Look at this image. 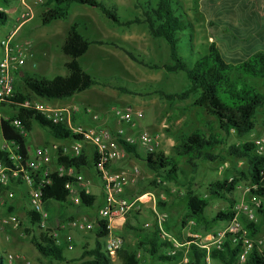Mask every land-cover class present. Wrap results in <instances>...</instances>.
Instances as JSON below:
<instances>
[{
	"label": "trees",
	"instance_id": "obj_1",
	"mask_svg": "<svg viewBox=\"0 0 264 264\" xmlns=\"http://www.w3.org/2000/svg\"><path fill=\"white\" fill-rule=\"evenodd\" d=\"M263 0H201V7L215 13L207 26L212 30L213 41L208 44L207 52L196 58L195 61L187 63L179 54L180 45L189 41L191 26L182 6L178 0H146L141 3L135 0V8L141 10L140 17L128 21H121L119 17L108 7L98 0H44L46 9L40 15L41 25L46 26L55 21L65 20L69 16L72 5L78 4L98 9L101 14L114 25L129 28L132 25H145L148 33L154 39L162 40L168 47L169 62L162 66L155 63L144 62L132 52L123 48L122 51L133 61L144 65L150 70L163 69L167 74L184 73L187 85L179 93H165L161 89H154L153 93L159 98L174 103L193 99L192 106L205 110L214 118L220 133L209 129V134L200 130L190 135L182 136L174 146L175 157L167 156L162 151H153L140 155L135 145H131L118 137V143L127 155L141 160L145 167L158 179V184L176 183L182 174L179 167V159L186 158L187 163L195 168L198 162H215L218 155L213 152L225 144V138L233 132L238 138L249 135L255 127L258 110L264 107V48H259L264 40V25H259L260 17L264 14L261 8ZM9 0H0V6L6 7ZM236 5V9L234 6ZM223 6L222 11H218ZM232 6V8L230 7ZM230 8V9H229ZM235 16L236 20L232 17ZM8 21V16L0 11V27ZM78 24L73 23L66 34L61 46V52L70 58L64 64L68 74L66 76H55L46 79L38 75L23 73L22 82L28 94H22L13 89L11 96L0 100L1 108H9L16 111L17 116L6 120L0 119V138L16 149L19 160L10 159L9 153L0 149V164L10 175L25 169L30 157L27 151V134L31 130L32 123H36L56 140H81L64 124H51L44 117L33 110L25 109L23 104L32 99L45 101H61L72 98L74 95L89 90L93 86H107V81H100L86 73L79 59L82 58L92 44H100V41H89L78 31ZM222 35V36H221ZM223 40L225 42H219ZM242 44L239 53L234 57L225 54V48L230 45ZM109 45L117 46L114 43ZM252 81H258L254 84ZM15 82V81H14ZM117 90L122 94L140 95L126 86H118ZM20 119L25 126L26 135L12 125V122ZM223 134V135H222ZM228 157L243 161L246 164L244 171L236 172L232 178H223L209 187V196L215 199L226 200L229 207L218 211L213 218L205 216L206 202L202 201L188 185L184 196V202L189 219L196 224V231L205 234L216 233L221 225L233 220L237 214L233 211L234 202L227 198L241 182L251 186L250 195L254 198L264 199V156L256 152L254 142H244L229 146L226 150ZM178 159H177V158ZM95 154L91 158V168L94 169ZM72 166H83V149L78 158H75ZM42 168L30 174L32 187L41 191L44 210L47 212V228L43 232H36L38 215L32 211L28 212L32 229H24L23 233L29 243L36 251L39 258L46 260L47 264L68 263L64 256L65 244H58L51 235L59 231L62 223L72 220L66 214L69 204V191L66 184L73 183L74 179L59 175L56 172L48 176H42ZM49 183H41L42 180ZM14 179H10L13 183ZM156 184V183H155ZM80 205L92 207L95 198L86 194L83 190L79 192ZM163 205H160L162 207ZM262 219L259 222H250L247 218H240V224L247 230V237L253 240L259 233L264 223V210L258 208ZM106 220L97 221L95 241L92 247H83L80 257L74 260L75 264H111V260L103 249V240L107 237L109 230ZM34 228V229H33ZM170 232V227L165 224ZM137 236V250L143 251L151 261L171 263L178 260L180 253L165 255L160 253L167 249L159 239L157 229L153 225L151 231L143 234L142 230L133 229ZM179 241H182L177 237ZM194 241V240H192ZM137 250H129L121 247L117 253L120 264H141L137 256ZM242 250L240 241L232 242L231 235L227 234L219 249L213 248L209 251V257L213 264H237L238 255ZM189 260L186 264H205L206 252L189 243ZM0 264H7L4 257H0ZM244 264H264V252L259 250L253 243Z\"/></svg>",
	"mask_w": 264,
	"mask_h": 264
},
{
	"label": "rangeland",
	"instance_id": "obj_2",
	"mask_svg": "<svg viewBox=\"0 0 264 264\" xmlns=\"http://www.w3.org/2000/svg\"><path fill=\"white\" fill-rule=\"evenodd\" d=\"M98 1L111 9L123 22L140 17L141 15V10L136 9L134 6L135 0ZM138 1L143 3L146 0ZM178 1L191 26L189 41L187 43L183 42L180 45L179 54L184 61L190 63L195 61L198 56L205 54L208 44L213 41L214 38H211V34L214 32L207 26V22L214 15L211 11L201 7V0ZM45 9L44 0H42L40 4L32 8V19L20 27L23 28L29 24L32 28L31 34H25L23 31L21 33L20 29L15 34L14 31L18 26V23L14 22L17 12L15 0H9V4L6 7L0 6V10L8 16L7 23L0 27V58L3 51V44L6 43L12 34L9 46L11 48H15L16 46L25 48V44L31 43L33 40L32 34L36 33L38 36V34L40 35V33L46 32L54 35L59 27L61 34H55L51 41L53 45L52 51H55L57 55L56 63L50 71L45 70L46 67L43 64L36 67L38 75L46 79H51L67 73L62 63L64 55L60 53L58 47L62 41V35L64 37L66 31L73 23L78 24V31L87 40L103 42L102 45L92 44L85 56L79 59V64L86 73L100 81H107L108 85L105 87L93 86L85 92L76 94L72 99H66V101L75 104H78L80 99H85L86 103L89 104L86 108L89 109L90 116L96 115L99 121L93 122L91 119H87L86 121L80 120V116L75 113L70 118V126L72 128L79 125L83 127H98V125H101V128L109 130L117 139L120 137L121 139L131 138L133 140H137L142 132H147L153 137H158V144L155 147L156 151H162L165 155L173 157H175L173 148L182 136L190 135L196 130H200L207 135L209 134L210 128L214 129V132L220 133L217 129V123L212 116L205 110L192 106L193 99L168 103L153 93L154 89H161L165 93L181 92L187 85L184 73L167 74L163 69L150 70L144 65L131 60L122 51L121 48L132 52L144 62L155 63L159 66L169 62L167 45L162 40L152 38L145 25H132L129 28L119 27L107 20L98 9L74 4L70 8L67 19L55 21L43 26L40 22V15ZM36 39L38 40V37ZM220 41L225 42L219 39L218 43ZM109 43H114L117 46L109 45ZM33 45L35 43L27 44L29 47L28 52H31ZM241 46L242 44L230 45V47L225 48V54L234 57L240 52L239 48ZM109 54L115 55L110 56ZM26 59L27 52L25 63ZM26 67L29 68V66ZM21 70L22 68L15 76L14 86L19 92L26 95L28 91L21 80ZM252 83L259 84L258 81H252ZM122 85L137 92L139 91L140 93L138 94L140 95L120 93L117 87ZM126 106L141 110L143 118L140 121L134 122L132 125L118 123L111 109L113 107ZM69 107L75 106L70 105ZM13 116L20 118V115L16 111L0 107V119L6 120ZM85 116L91 118L89 115ZM64 125L69 129L67 124ZM119 130L123 132L122 135L117 133ZM50 138V135L45 129L36 123H32L31 130L26 138L27 146L30 148L29 156L31 160H34L33 151L37 148H31L33 144H39L40 140H50ZM261 141L264 143V107L258 110L254 130L249 135L238 138L231 132L225 138V144L216 148L213 153L219 156L217 161H195L197 166L193 168L187 163L186 158H180L178 163L182 169V174L179 176L178 181L176 183L163 184H158V179L145 167L141 160L127 155L120 148V157L113 163L121 162V166L123 167L115 172H124L133 180L126 187L122 198L128 200L130 203H134L135 210L128 211L124 215L123 221H116L111 229V234L122 240L123 247H127L129 250H137L138 239L133 229L142 230L143 234L149 233L153 225H155L157 214L163 217L164 228L165 224H167L171 229L170 232L166 228L165 230L177 240L178 244L182 245L175 250V254L180 253L181 255L176 261L163 263L151 261L143 251L137 250V256L140 258L141 264H186L189 260V243L194 240L193 236H197L196 241L198 244H201V242H206V235H215L217 232L226 229V226L221 225L216 233L205 234L201 231H196V224L193 220L189 219L184 202L188 185H190V189L195 195L206 202L205 216L208 219L213 218L218 211L227 209L229 203L226 200L211 198L209 196L210 185L223 178H232L236 175V172L246 169V164L243 161L228 157L226 150L232 145L244 142L257 143ZM71 145L72 140L70 139L55 140L52 144H46L45 147L49 148L50 159L47 163L39 165L42 171L44 170L48 174H51L59 168L73 167L76 174L82 176L85 172L87 174L89 172L91 175L94 174L93 179L96 182V172L94 173L90 167L94 152L93 148L89 144L84 143L83 166L85 168H81V166L71 165L74 161L73 155L70 152ZM137 151L140 155L145 153L139 148ZM112 171L114 170L112 169ZM98 180L99 183L96 184L95 191L93 192L91 190V182L89 183L86 179L88 182L86 194L95 198L92 207L80 205V202L75 204L71 199L69 200L70 205L66 207V214L72 220L62 223L58 227L59 231L54 233L56 242L59 245H66L64 256L68 263L58 264H75L73 262L80 257L82 248H90L94 244L96 222L99 220V210L104 205L102 184L99 178ZM20 188L25 189L24 192L26 193H20ZM29 188L30 186L24 183L23 180L14 181L13 183L9 182L6 186L0 188V197L3 200V206L0 207V257L6 258L8 255L15 256V261L9 264H23L24 260H29L31 264H47L46 260L38 257L36 251L29 243L28 238L23 233L25 228L32 229L28 216L30 207H23L26 201H28L29 206ZM250 189L251 186L248 183L241 182L238 184L236 190L231 195H228L227 198H230L234 202L233 211L237 214L238 221L240 218H245L242 208L247 207L252 210L255 223L262 219V215L257 212L260 206L264 210V199L255 198L253 201V197L250 195ZM80 191L81 187L79 185L74 186L73 195L75 197L79 196ZM9 194H13V196L8 197ZM160 205L163 206L160 207ZM9 216H15L17 218L19 221L18 228L14 229L10 224L5 223ZM83 220L93 224V228L89 231H79L69 225L73 222H81ZM145 224H148V227H145ZM263 235L264 223L262 224L260 233L252 240L262 252H264ZM177 237L182 241H179ZM170 252L168 246L167 249H162L160 253L172 256ZM111 264H120V262L115 259Z\"/></svg>",
	"mask_w": 264,
	"mask_h": 264
},
{
	"label": "built area",
	"instance_id": "obj_3",
	"mask_svg": "<svg viewBox=\"0 0 264 264\" xmlns=\"http://www.w3.org/2000/svg\"><path fill=\"white\" fill-rule=\"evenodd\" d=\"M42 0H15L17 4V12L15 16V23H18L17 28H20L25 23L30 21L33 17L32 8L40 4ZM1 11V10H0ZM12 36L3 44V51L0 58V100L9 97L13 93L15 76L19 70L24 66L26 58V47L11 48L9 46ZM26 45V44H25ZM27 46V45H26ZM25 109L33 110L35 113L41 114L44 119L51 124H67L69 129L76 134L81 136V140L72 141L70 147V152L73 158H78L82 152L84 143L89 144L95 154L94 170L101 181L103 194H104V205L99 210V220H106L108 222L107 229L109 233L103 240V251L108 256V258L113 262L117 259V253L122 246V240L111 234V229L116 221H123L124 215L130 211L135 210V204L130 203L128 200L122 198L126 187L130 185L133 181L124 172L112 171L111 165L114 161L118 160L120 157L121 145L118 143V139L109 130L98 127H83L81 125L72 128L70 118L71 115L78 112L76 107L69 108H50L42 102H38L36 99L28 100L23 104ZM85 115L90 116L89 109L85 108L83 110ZM114 118L120 124H130L132 125L136 121H140L143 118V113L141 110L134 109L133 107H113L111 109ZM91 121L97 122L99 118L96 115L90 116ZM12 125L17 128L21 134L26 135L24 123L20 119H16L12 122ZM122 135L123 132L119 130L117 132ZM131 145H135L137 148L143 150L145 153H150L156 151L155 147L158 144V137H153L147 132H142L137 140L131 138L123 139ZM256 152L259 155L264 156V143L263 141L257 142ZM0 149L9 153L10 159L14 162L19 160V156L16 153V149L10 147L8 143L0 138ZM65 152V150H64ZM34 160L29 159L25 169L21 168L20 172L22 176H19L18 172H13L10 175L0 164V188L6 186L10 179L23 180L24 183L30 186L28 191V200L30 211L38 215V222L36 224V230L38 232H43L46 230V219L47 212L44 210L43 201L41 198V191L34 189L32 187V181L30 179V174L36 172L40 169V164H45L49 161V148L45 146L37 147L33 151ZM56 173L59 175H64L74 179L73 183L66 184V189L69 191V200L75 204L80 202L79 196H74V186L79 185L81 190L87 193L88 182L84 176L76 174L73 167L59 168ZM48 172H42L43 178L48 176ZM41 183H49V180H42ZM13 196L9 194L8 197ZM255 198L253 197V201ZM143 203V202H139ZM3 206V200L0 197V207ZM242 211L248 221L254 222V214L251 209L247 207L242 208ZM98 220V221H99ZM164 219L162 216L156 214L155 227L158 232L159 239L168 244L171 255L175 254V250L182 246L178 244L177 240L169 234L163 225ZM5 223L10 224L14 229L19 227V221L15 216H9ZM97 223V222H96ZM71 227L79 231H89L93 228V224L83 220L81 222H73L69 224ZM226 229L217 232L215 235H206L207 240L205 243L198 244L196 241L197 236L194 237L193 244L199 249L206 252L205 264H213L209 257V251L213 248L219 249L222 245V241L227 234L231 235L232 242L240 241L242 244V250L238 255L237 264H244L246 257L252 247L253 241L247 237V230H245L237 216L224 224ZM148 227V224H145ZM228 232V233H227ZM55 232L51 235L55 238ZM262 242L264 243V235L262 236ZM6 263H12L15 261V256L8 255L6 258ZM23 264H31L29 260H24Z\"/></svg>",
	"mask_w": 264,
	"mask_h": 264
},
{
	"label": "crops",
	"instance_id": "obj_4",
	"mask_svg": "<svg viewBox=\"0 0 264 264\" xmlns=\"http://www.w3.org/2000/svg\"><path fill=\"white\" fill-rule=\"evenodd\" d=\"M230 7V6H229ZM222 8H223V6H221V7H219V9H218V11H222ZM230 8H232V6L230 7ZM229 8V9H230ZM234 8L236 9L237 7H236V5L234 6ZM261 8H263L264 9V0L262 1V6H261ZM213 15H215V13H213V12H211ZM235 20H236V18H235V16H232ZM261 19H260V22H259V25H261V27L264 25V14L262 15V17H260ZM20 29V31H21V33H22V31L23 32H25V34L26 33H29V34H31L32 33V28L30 27V25L28 24V25H26V26H24L23 28H17L14 32H15V34H16V32L18 31ZM69 29V28H68ZM30 30V31H29ZM60 31H61V29L58 27V29L56 30V32L54 33V35L55 34H61L60 33ZM68 31V30H67ZM67 31H66V34H67ZM14 34V35H15ZM66 34L64 35V37H63V35H62V41H61V43H60V45H59V47H58V49L60 50V53L61 54H63L62 52H61V46H62V44H63V42H64V40H65V37H66ZM13 35V34H12ZM11 35V36H12ZM54 35L52 34V35H50L49 33H46V32H43V33H40V35L38 34V36H37V34L36 33H34V34H32V41H31V43H26V45L28 44V45H30V44H32V43H35V45H33V48H32V50H31V52H28L29 51V47L28 46H26V52H27V59H26V63H25V66H23L22 67V70H21V72H22V74L23 73H29V74H34V75H38V73H37V71H36V67L38 66V65H40V64H43V65H45V70H49L50 71V69L52 68V66L56 63V61H57V55H56V53H55V51H52V43H51V41L53 40V38H54ZM38 37V40L36 39ZM39 38H40V40H39ZM27 42V41H26ZM19 43V42H18ZM264 48V40L262 41V43H261V46H260V48ZM90 48V47H89ZM100 48V47H99ZM58 50V51H59ZM89 50V49H88ZM88 52V51H87ZM86 52V53H87ZM64 55V54H63ZM110 56H114L115 54H109ZM85 56V55H84ZM70 60V58L69 57H67V56H65L64 55V58H63V61H62V63H63V65L65 64V63H67L68 61ZM26 66H29V68H27ZM26 68V69H25ZM43 72H45V71H43ZM41 73V72H40ZM68 74V72L66 73V74H64L63 76H66ZM38 76H40V75H38ZM87 91V90H86ZM85 92V91H84ZM76 95H74L73 97H75ZM72 97V98H73ZM71 98V99H72ZM37 101L38 102H42V103H44L45 105H47L48 107H50V108H53V109H56V108H65V107H69L70 105H72V106H75L76 107V109H78V112H77V115H79L80 116V120H87V119H89L90 120V118H88L87 116H85V113L83 112V110L86 108V107H88L89 106V104H87L86 103V101H85V99H80V101H79V103L78 104H75V103H73V102H68V101H66V100H61V101H45V100H42V99H37ZM105 122V121H104ZM98 126H101V125H98ZM41 136H43V135H41ZM40 136V137H41ZM51 137V136H50ZM54 138H50V140L49 139H43V140H40L39 142V144H33V146L31 147V148H33V147H41V146H45L46 144H52L56 139H54ZM30 148L27 146V151H28V154L30 155ZM30 157V156H29ZM122 167L123 166H121V162H116V163H113L112 164V169L114 170V171H118V170H120V169H122ZM81 168H85V166H81ZM93 172L95 173V170L93 169ZM89 172H88V174L85 172V174H83V176H84V178L85 179H87V181L90 183L91 182V190L94 192L95 191V186H96V184H98L99 183V180H98V178H97V176H96V182L94 181V177H93V175H91L90 174V176H89ZM96 174V173H95ZM97 175V174H96ZM21 189V192L20 193H23V194H25L26 192H24L25 191V189H22V188H20ZM27 191V190H26ZM18 202V201H17ZM24 204V203H23ZM19 205H21V204H19ZM24 206H26V207H29L28 206V201H26V204L25 205H23V207ZM11 209V208H10ZM114 262V261H113Z\"/></svg>",
	"mask_w": 264,
	"mask_h": 264
}]
</instances>
